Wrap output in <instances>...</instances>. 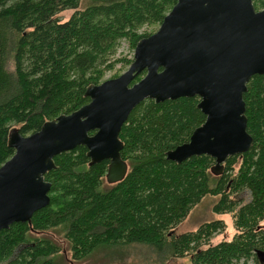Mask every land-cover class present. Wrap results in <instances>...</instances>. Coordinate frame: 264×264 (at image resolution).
Returning a JSON list of instances; mask_svg holds the SVG:
<instances>
[{
	"label": "trees",
	"instance_id": "1",
	"mask_svg": "<svg viewBox=\"0 0 264 264\" xmlns=\"http://www.w3.org/2000/svg\"><path fill=\"white\" fill-rule=\"evenodd\" d=\"M176 1L0 0V166L14 153L7 146L12 128L27 137L86 105V88L101 84L115 65H131L132 56L114 59L118 44L125 41L133 53ZM252 3L255 11L264 10V0ZM68 10L73 14L61 22L58 15ZM143 27L156 30L140 33ZM246 88V132L253 144L228 157L220 176L211 173L214 160L205 155L179 165L166 160L204 123L199 99L145 100L119 133L127 165L122 181L108 185L109 162L89 167L82 146L56 156L54 170L44 176L48 206L30 224L0 231V264H68L64 252L80 261L96 249L133 244L169 258L188 256L191 264H261L256 253L264 252V76L252 77ZM243 192L249 194L246 202ZM206 196L219 197L213 213L232 214L230 241L210 243L224 229L218 220L193 232L172 231Z\"/></svg>",
	"mask_w": 264,
	"mask_h": 264
},
{
	"label": "water",
	"instance_id": "2",
	"mask_svg": "<svg viewBox=\"0 0 264 264\" xmlns=\"http://www.w3.org/2000/svg\"><path fill=\"white\" fill-rule=\"evenodd\" d=\"M254 76H264V10L255 11L252 0H177L157 31L136 43L123 74L86 88V105L27 137L9 131L7 146L14 153L0 166V231L30 224L48 206L44 176L54 170L56 156L79 146L87 151L89 167L109 162L108 185L122 181L127 165L119 133L145 100L199 99L204 123L187 143L167 152L166 160L179 165L205 155L214 160L211 173L220 176L228 157L252 147L243 95ZM256 257L264 264V252Z\"/></svg>",
	"mask_w": 264,
	"mask_h": 264
},
{
	"label": "rangeland",
	"instance_id": "3",
	"mask_svg": "<svg viewBox=\"0 0 264 264\" xmlns=\"http://www.w3.org/2000/svg\"><path fill=\"white\" fill-rule=\"evenodd\" d=\"M256 9L260 10V5H258ZM72 14L73 11H64L58 15V18L61 22H66ZM155 30V27H143L139 32L150 33ZM131 56H133V53L130 52L127 43L121 41L116 49L114 59H131ZM127 69L128 67L122 66V64L115 65L112 71L105 74L103 82L119 77ZM239 196L242 201H248L249 194L247 192H243ZM218 199V196H206L203 198L199 204L190 210L186 219L172 231L176 235L193 232L203 223L218 220L224 223V229L213 236L210 243L215 245L221 241H230L235 234L232 214H215L212 212V207ZM261 226L264 227V221L261 222ZM57 235L54 236V238L56 241H59ZM39 236H43V234H39ZM47 237L49 236L47 235ZM63 255L66 257L68 264H191L188 256L177 259L169 258L166 254H158V252L152 248L137 244L96 249L87 258L80 261H72L69 252H64Z\"/></svg>",
	"mask_w": 264,
	"mask_h": 264
},
{
	"label": "bare ground",
	"instance_id": "4",
	"mask_svg": "<svg viewBox=\"0 0 264 264\" xmlns=\"http://www.w3.org/2000/svg\"><path fill=\"white\" fill-rule=\"evenodd\" d=\"M212 168V167H211Z\"/></svg>",
	"mask_w": 264,
	"mask_h": 264
}]
</instances>
